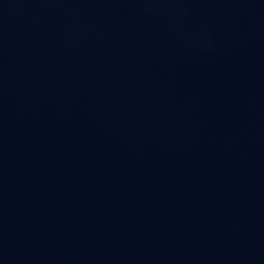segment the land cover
<instances>
[{"label":"water","instance_id":"water-1","mask_svg":"<svg viewBox=\"0 0 264 264\" xmlns=\"http://www.w3.org/2000/svg\"><path fill=\"white\" fill-rule=\"evenodd\" d=\"M0 264H264V0H0Z\"/></svg>","mask_w":264,"mask_h":264}]
</instances>
